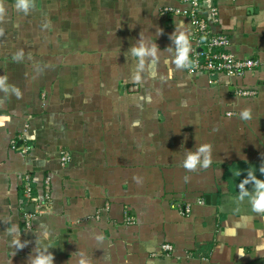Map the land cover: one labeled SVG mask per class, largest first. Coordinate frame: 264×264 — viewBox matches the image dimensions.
Segmentation results:
<instances>
[{"label":"crops","instance_id":"crops-1","mask_svg":"<svg viewBox=\"0 0 264 264\" xmlns=\"http://www.w3.org/2000/svg\"><path fill=\"white\" fill-rule=\"evenodd\" d=\"M27 2L0 0V264H264V189L248 173L264 181V68L209 84L177 67L193 29L163 8L182 0ZM215 2L211 30L264 63V0H203L205 17ZM25 173L37 195L49 177L52 200L30 229Z\"/></svg>","mask_w":264,"mask_h":264},{"label":"built area","instance_id":"built-area-1","mask_svg":"<svg viewBox=\"0 0 264 264\" xmlns=\"http://www.w3.org/2000/svg\"><path fill=\"white\" fill-rule=\"evenodd\" d=\"M219 1V0H217ZM184 7H165L163 12H171L175 15L186 17L191 26L192 33L189 36L188 48L183 51L179 57H186V66L184 68L189 74L204 73L208 76V83H216L217 75H226L229 77L240 78L246 73L260 68H264V63L257 58L238 57L231 49L230 42L226 34L214 33L210 24L218 22L217 2L208 7V17L203 14V0H182ZM237 95L253 96L256 94L255 89L237 87ZM12 148L20 149L22 153H27L29 146H17L12 141ZM71 159L68 150L59 151V160L66 164ZM23 195L26 202L33 204L32 212L24 213V223L27 229L32 226L34 215H43L52 211V200L50 192V178L45 180L44 191L41 195L34 194L31 186V176L29 173L24 174ZM202 203L203 201H199ZM105 210L108 205H105ZM181 213H187L190 208L189 204L179 206ZM125 222L128 224L135 223L132 216H125ZM160 251L169 254L173 251V246L169 243L160 245ZM161 254V253H160Z\"/></svg>","mask_w":264,"mask_h":264},{"label":"clouds","instance_id":"clouds-1","mask_svg":"<svg viewBox=\"0 0 264 264\" xmlns=\"http://www.w3.org/2000/svg\"><path fill=\"white\" fill-rule=\"evenodd\" d=\"M17 8L27 12L29 9V4H28L27 0H19V3L17 4ZM185 41H186V38L184 37L183 34H181L180 36L176 37L174 42L179 47ZM132 53H133V55H136V56L143 55V51L138 50L136 48L132 49ZM176 64H177V67L186 66V57L185 56L178 57V59L176 60ZM242 118H244V119L250 118L249 110H245L242 113ZM198 151H199V153L210 152L211 151V145H204V146L200 147V149ZM198 159H199L198 155H189L188 158L184 162V166L188 169H194L196 167V163H197ZM209 163H210V161L207 158H205V160L203 161V166L207 167ZM248 173H249V177L256 181V185L260 189H264V181L257 179L256 176L254 175V172L249 171ZM261 173H264V167L261 168ZM248 182H249V180L247 178L244 179L242 182H240V184H239V188L241 190L240 198H242L243 195L247 194L244 191V185L247 184ZM252 204H253V208L256 210H258V211L264 210V199H262L259 195L257 196V198L253 199ZM45 238H46V236H45ZM13 243L16 244V246L18 248L24 247V245L19 243L18 240L13 241ZM45 251H47V250H45ZM53 260H54V258H53V255L51 253H48L47 255L40 253L39 255H36L35 257L31 258V264H53ZM79 264H87V262L84 259H81Z\"/></svg>","mask_w":264,"mask_h":264},{"label":"water","instance_id":"water-1","mask_svg":"<svg viewBox=\"0 0 264 264\" xmlns=\"http://www.w3.org/2000/svg\"><path fill=\"white\" fill-rule=\"evenodd\" d=\"M28 209H29V211H33V204H30V205H28Z\"/></svg>","mask_w":264,"mask_h":264}]
</instances>
